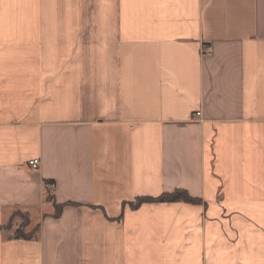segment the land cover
I'll return each mask as SVG.
<instances>
[{
	"label": "crops",
	"instance_id": "0c3cea01",
	"mask_svg": "<svg viewBox=\"0 0 264 264\" xmlns=\"http://www.w3.org/2000/svg\"><path fill=\"white\" fill-rule=\"evenodd\" d=\"M0 264H264V0H0Z\"/></svg>",
	"mask_w": 264,
	"mask_h": 264
},
{
	"label": "trees",
	"instance_id": "16d2710c",
	"mask_svg": "<svg viewBox=\"0 0 264 264\" xmlns=\"http://www.w3.org/2000/svg\"><path fill=\"white\" fill-rule=\"evenodd\" d=\"M48 185H53L48 183ZM180 202H187V203H196V200L192 199L186 192L184 191H175L170 194H164L158 198H150V197H143L138 198L134 203H130L129 206L131 209H138L144 204H156V203H180ZM64 205H57L56 206V216H60L64 209ZM18 238H27L24 235H16Z\"/></svg>",
	"mask_w": 264,
	"mask_h": 264
},
{
	"label": "rangeland",
	"instance_id": "374dc122",
	"mask_svg": "<svg viewBox=\"0 0 264 264\" xmlns=\"http://www.w3.org/2000/svg\"><path fill=\"white\" fill-rule=\"evenodd\" d=\"M29 223V219L26 215L20 212H16L12 217L10 227H12V231L15 235L22 234L24 236H27L29 234H32V230L28 227Z\"/></svg>",
	"mask_w": 264,
	"mask_h": 264
},
{
	"label": "built area",
	"instance_id": "2783aa9c",
	"mask_svg": "<svg viewBox=\"0 0 264 264\" xmlns=\"http://www.w3.org/2000/svg\"><path fill=\"white\" fill-rule=\"evenodd\" d=\"M201 113H198L197 115L200 116ZM41 165V161L39 159H34L29 162V166L33 169H39ZM51 188L54 187V185H50Z\"/></svg>",
	"mask_w": 264,
	"mask_h": 264
}]
</instances>
